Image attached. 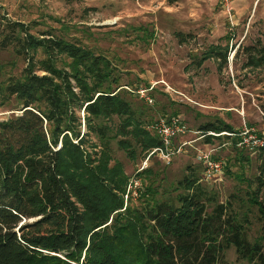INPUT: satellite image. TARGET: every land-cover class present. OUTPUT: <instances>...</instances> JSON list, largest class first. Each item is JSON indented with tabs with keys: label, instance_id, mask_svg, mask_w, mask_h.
<instances>
[{
	"label": "trees",
	"instance_id": "1",
	"mask_svg": "<svg viewBox=\"0 0 264 264\" xmlns=\"http://www.w3.org/2000/svg\"><path fill=\"white\" fill-rule=\"evenodd\" d=\"M8 48L25 66L0 85L2 103L19 107L0 121V264H227L231 247L236 262L264 264V146L252 152L235 145L237 135H209L239 131L208 121L199 127L204 143L230 142L240 168L229 173L244 185L221 201L199 161L161 192L149 168L137 172L150 181L134 198L114 147L135 160L161 140L145 108L126 97L112 60L3 16L0 49ZM257 51L248 65H264V46ZM214 57L226 61V49L193 60L200 67ZM252 159L255 173L246 176Z\"/></svg>",
	"mask_w": 264,
	"mask_h": 264
},
{
	"label": "rangeland",
	"instance_id": "2",
	"mask_svg": "<svg viewBox=\"0 0 264 264\" xmlns=\"http://www.w3.org/2000/svg\"><path fill=\"white\" fill-rule=\"evenodd\" d=\"M3 16L30 25L34 34L51 32L107 56L131 91L126 97L136 107H144L152 122L174 118L186 126L187 132L173 143L174 148L187 144L170 156L169 163L152 154L153 149L131 160L114 147L115 158L131 179H139L136 173L149 168L154 187L160 192L170 189L186 165L199 164L200 152L220 145L219 140L206 144L200 137L199 127L208 121L222 119L236 130L252 128L264 137V114L259 107L264 102V65H248L249 53L258 56L257 50L264 46V0H0ZM211 48L226 49V61L208 58L197 67L193 56ZM24 66L11 48L0 49V85L10 76L20 77ZM141 88L147 89L152 103L140 99L137 90ZM16 108L13 99L0 100L5 119L19 113ZM213 158L225 162L221 178L203 182L225 201L236 186L244 185L229 173L240 166L233 164L229 144L218 147ZM253 173L252 159L245 175ZM149 181L141 177L132 196L136 198ZM259 228L254 220L251 239L259 235ZM225 256L227 264H247L236 262L233 247Z\"/></svg>",
	"mask_w": 264,
	"mask_h": 264
},
{
	"label": "built area",
	"instance_id": "3",
	"mask_svg": "<svg viewBox=\"0 0 264 264\" xmlns=\"http://www.w3.org/2000/svg\"><path fill=\"white\" fill-rule=\"evenodd\" d=\"M223 1L226 2V0ZM225 6L228 7L227 4H225ZM137 93L146 102L152 103V98L147 92V89H138ZM4 115H6V112L0 111V121L5 120V118L3 117ZM151 129L161 140V146L154 148L151 153L157 154V156H159L162 160L166 161L167 163L170 162L171 155H173L175 152H180L182 150V147L187 144V142H182L177 148H174L173 142L175 138L187 132L186 126L177 119H167L165 117H160L151 124ZM208 134L213 136L226 135L229 137H234L235 135H237L239 137V140L235 145L239 148L248 149L252 152L264 146V137L258 135L257 132L252 128L244 127L239 130L238 133L208 132ZM200 137L203 138V135H200ZM228 144L230 145V142L223 143L219 146H212L208 148L205 152H200L199 161L203 165L202 179L204 181H216L221 178L225 162L222 159H214L213 156L215 155V152L217 151L218 147H223ZM139 185V179H131L127 188V192L131 190L134 194H136L134 188L138 187Z\"/></svg>",
	"mask_w": 264,
	"mask_h": 264
},
{
	"label": "crops",
	"instance_id": "4",
	"mask_svg": "<svg viewBox=\"0 0 264 264\" xmlns=\"http://www.w3.org/2000/svg\"><path fill=\"white\" fill-rule=\"evenodd\" d=\"M261 128H262V130H263V133H264V123H263V125L261 126ZM239 131V130H238Z\"/></svg>",
	"mask_w": 264,
	"mask_h": 264
}]
</instances>
